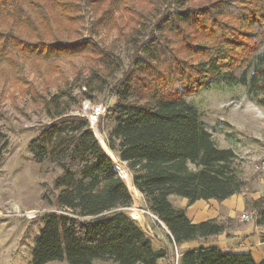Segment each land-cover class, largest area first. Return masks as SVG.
Wrapping results in <instances>:
<instances>
[{
    "label": "trees",
    "instance_id": "16d2710c",
    "mask_svg": "<svg viewBox=\"0 0 264 264\" xmlns=\"http://www.w3.org/2000/svg\"><path fill=\"white\" fill-rule=\"evenodd\" d=\"M85 9L93 16L90 35L115 30L133 51L114 88L109 149L166 227L169 244L222 234L224 225H194L186 208L170 201L222 202L247 187L233 166L236 153L218 148L187 99L218 84L244 86L250 101L264 108V0H0V61L13 50L26 58L82 57L78 86L87 89L83 99L94 101L116 79L122 60L116 42L97 45L83 37ZM32 96L51 123L38 129L28 147L37 163L61 170L51 187L44 185L42 199L52 197L62 210L43 217L29 264H172L161 239L126 211L133 190L102 146L98 123L96 133L88 119L71 112L81 103L73 88ZM8 146L1 128L0 168ZM246 206L264 225V199L247 200ZM178 264L257 263L249 253L201 245L180 253Z\"/></svg>",
    "mask_w": 264,
    "mask_h": 264
},
{
    "label": "rangeland",
    "instance_id": "374dc122",
    "mask_svg": "<svg viewBox=\"0 0 264 264\" xmlns=\"http://www.w3.org/2000/svg\"><path fill=\"white\" fill-rule=\"evenodd\" d=\"M84 15L86 26L82 30L83 37L91 38L97 45L116 42L117 54L122 60V68L116 79L91 101L96 105L92 116L87 117L84 111L82 89L86 87L78 86V74L85 69L84 58H26L13 50L10 58L0 61V129H5L9 143L5 163L0 168V264H29L44 227L43 217L62 210L56 207L52 197L42 199L44 185L51 187L61 170L49 163H37L28 146L39 134L38 129L51 123L43 105L39 100H34L32 92L48 98L66 85L73 88L74 96L81 101L72 106L71 112L88 119L90 128L96 133L98 129L95 124L98 123L102 146L114 156L116 170L127 178L133 190L134 202L126 211L143 222L146 228L147 221L156 233L163 236V242L167 243L170 251L171 263L174 264L178 254L175 247L173 249V245L169 244L162 225L148 210L144 196L131 185L132 174L126 164L119 161L116 151L109 149V134L115 125L111 113L116 103L114 88L130 68L133 51L125 44L123 35L115 30L105 29L99 36L90 35L88 30L93 16L86 9ZM187 102L201 113L218 148L231 149L238 156L233 166L247 183L244 192L250 201L259 175L263 174L264 108L250 101L246 87L225 84L202 90L189 97ZM171 203L173 205V199ZM174 206L178 208L177 204Z\"/></svg>",
    "mask_w": 264,
    "mask_h": 264
},
{
    "label": "crops",
    "instance_id": "0c3cea01",
    "mask_svg": "<svg viewBox=\"0 0 264 264\" xmlns=\"http://www.w3.org/2000/svg\"><path fill=\"white\" fill-rule=\"evenodd\" d=\"M250 197V200L264 199V174L259 175L256 190ZM172 199L173 206L177 204L178 208H186L187 217L192 224L196 225L214 220L225 227V231L222 234L211 237L206 241L188 242L182 244L180 247H176L173 244V249L175 247V251L179 256L180 253L204 245L205 248H218L226 253H249L257 264L264 261V225L257 224L256 217L254 216L255 212L247 208V194L245 192L234 195L222 202L217 200H200L191 206L187 205L185 199L180 201L175 196L171 197L170 201ZM245 215H253V219L251 221H243L242 217ZM140 223L146 228L143 222L140 221ZM146 225V229L156 234L163 242V236L156 233L151 225L147 224V221ZM162 229L167 235L168 231L163 225ZM164 245L168 246L167 243ZM174 264H178L177 258Z\"/></svg>",
    "mask_w": 264,
    "mask_h": 264
},
{
    "label": "built area",
    "instance_id": "2783aa9c",
    "mask_svg": "<svg viewBox=\"0 0 264 264\" xmlns=\"http://www.w3.org/2000/svg\"><path fill=\"white\" fill-rule=\"evenodd\" d=\"M86 92H87V89L83 88L82 89V93L85 94ZM83 106H84L85 115L87 117L92 116L93 115V110L96 108V105L93 104L91 102V100L85 99L84 103H83ZM262 171H263V174H264V164H263ZM254 216H255V214H254ZM252 219H253V215H245V216L242 217L243 221H251ZM178 260H179V254H177V263H178Z\"/></svg>",
    "mask_w": 264,
    "mask_h": 264
},
{
    "label": "water",
    "instance_id": "95a60500",
    "mask_svg": "<svg viewBox=\"0 0 264 264\" xmlns=\"http://www.w3.org/2000/svg\"><path fill=\"white\" fill-rule=\"evenodd\" d=\"M163 225V224H162ZM164 226V225H163ZM165 227V226H164ZM166 228V227H165Z\"/></svg>",
    "mask_w": 264,
    "mask_h": 264
}]
</instances>
